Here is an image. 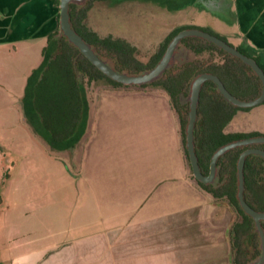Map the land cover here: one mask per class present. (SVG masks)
<instances>
[{
  "label": "crops",
  "instance_id": "crops-1",
  "mask_svg": "<svg viewBox=\"0 0 264 264\" xmlns=\"http://www.w3.org/2000/svg\"><path fill=\"white\" fill-rule=\"evenodd\" d=\"M224 2L235 23L225 37L264 59V0ZM57 9L56 0H0V49L23 44L41 55ZM130 87L86 83L85 134L54 152L69 187L59 180L52 204L14 214L0 230V264H234L235 212L192 177L168 94ZM235 116L225 133H242L231 130Z\"/></svg>",
  "mask_w": 264,
  "mask_h": 264
},
{
  "label": "trees",
  "instance_id": "trees-1",
  "mask_svg": "<svg viewBox=\"0 0 264 264\" xmlns=\"http://www.w3.org/2000/svg\"><path fill=\"white\" fill-rule=\"evenodd\" d=\"M108 1L111 0H88L83 6L71 4L69 17L75 32L91 45L101 58L109 60L118 72L139 74L153 68L171 39L184 29H199L227 43L224 38L206 28L179 26L171 30L159 45L157 52L144 62L137 58L136 48L126 40L110 35L101 36L88 26V13L93 3ZM56 2L58 6V0ZM181 44L197 58L179 66H171L160 79L147 85L159 87L168 94L178 115L183 154L191 172L185 149L189 104L183 103L182 99L188 97L193 79L203 73L216 75L229 93L245 101L258 97L262 86L250 67L214 44L195 37L184 38ZM236 49L254 59L264 72V64L260 56L251 55L241 48ZM41 57V63L31 71L26 80L21 98L22 117L31 133L43 141L50 151H70L83 138L89 113L86 89L83 82L77 80L76 71L87 84L103 81L116 87L122 85L106 77L64 37H59L58 29L47 37ZM248 109L238 108L226 102L218 93L214 83L207 81L203 84L194 128L195 153L203 175L208 174L210 159L220 147L234 141L259 136L254 133L224 132L226 125L238 111ZM245 149V147L231 149L218 159L217 186L197 182L214 198L226 200L239 218L231 227L234 264H247L260 254L254 222L244 214L237 200L236 164L239 155ZM243 173L244 200L255 211L264 212V160L255 155L247 156ZM262 228L264 230V222Z\"/></svg>",
  "mask_w": 264,
  "mask_h": 264
},
{
  "label": "rangeland",
  "instance_id": "rangeland-1",
  "mask_svg": "<svg viewBox=\"0 0 264 264\" xmlns=\"http://www.w3.org/2000/svg\"><path fill=\"white\" fill-rule=\"evenodd\" d=\"M224 1L95 2L88 13L87 23L101 36L122 38L135 45L137 54L144 59H148L150 49L158 40L162 42L172 29L179 26L206 28L235 46L232 40L225 37L231 30L234 31L235 23ZM7 47L0 49V230L16 223L13 216L22 208L52 204V189L57 187L59 180L60 187H69L62 179V173L66 172L65 164L55 160L56 153L31 133L22 117L21 98L26 80L31 71L39 66L42 57L23 44L15 45L11 50ZM183 56L186 61L193 59L191 54ZM139 87L129 89H145ZM230 127L236 132L264 136V103L238 111ZM235 216L238 221L236 213Z\"/></svg>",
  "mask_w": 264,
  "mask_h": 264
},
{
  "label": "water",
  "instance_id": "water-1",
  "mask_svg": "<svg viewBox=\"0 0 264 264\" xmlns=\"http://www.w3.org/2000/svg\"><path fill=\"white\" fill-rule=\"evenodd\" d=\"M88 0H58V36L64 37L69 44L74 46L81 55H83L93 66H95L101 73L111 80L120 83L124 86H142L150 84L158 79L164 74V72L173 65H181L183 63L189 62L185 60L184 54H191L193 59L197 57L189 50L187 47L181 44V41L187 37L200 38L208 43L214 44L216 47L222 49L224 52L232 57L241 60L246 66L250 67L253 73L259 78L261 83V92L258 97L250 100H240L234 97L225 88L221 80L213 74L203 73L198 75L193 79L190 85L188 97L182 99L183 103L188 102V121L185 128V149L188 155V161L191 168L193 178L204 184H212L218 177V159L231 149L238 147H247L251 145L264 144V136L246 138L243 140H238L231 142L227 145L220 147L214 152L210 159L209 172L207 175H203L199 164L198 158L195 153L194 146V128L197 120V108L199 104L200 91L203 84L210 81L216 85L218 93L222 98L230 103L231 105L238 108H253L264 103V72L256 61L243 53L239 52L235 47L230 46L228 43L220 39L219 37L212 35L208 32L199 29H184L178 32L167 45L162 57L156 63V65L146 71L139 74H128L126 72H118L113 68L112 63L101 58L95 51V49L83 40V38L75 32L70 23L69 17V6L75 4L78 6H83ZM190 60V61H192ZM181 62V63H179ZM77 80L83 82L86 85V80L83 79L81 74L76 71ZM249 155L259 156L264 160V150L258 148H248L245 149L237 160L236 170H237V200L240 208L245 215L250 217L254 222V232L258 236L259 240V250L260 254L254 260L248 262L247 264H264V230L262 228V223L264 222V212H258L252 209L244 200V164L245 159ZM65 167H67L65 165Z\"/></svg>",
  "mask_w": 264,
  "mask_h": 264
},
{
  "label": "flooded vegetation",
  "instance_id": "flooded-vegetation-1",
  "mask_svg": "<svg viewBox=\"0 0 264 264\" xmlns=\"http://www.w3.org/2000/svg\"><path fill=\"white\" fill-rule=\"evenodd\" d=\"M148 86H151V85H147V86H140V87H148ZM250 109V108H249ZM260 136V135H259ZM259 136H257V137H259ZM251 138H254V137H251ZM262 146V147H261ZM264 144H258V145H251V146H247V147H245L246 149H248V148H258V149H261V150H264ZM259 157V156H258ZM191 169V168H190ZM191 174H192V172H191ZM193 177V176H192ZM195 180V179H194ZM196 181V180H195ZM196 182H198V181H196ZM217 184H218V181L217 180H215L212 184H210V185H214V186H217Z\"/></svg>",
  "mask_w": 264,
  "mask_h": 264
}]
</instances>
